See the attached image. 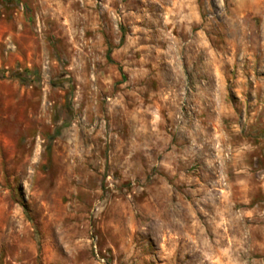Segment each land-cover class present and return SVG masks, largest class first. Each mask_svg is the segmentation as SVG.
I'll return each mask as SVG.
<instances>
[{
    "label": "rangeland",
    "instance_id": "rangeland-1",
    "mask_svg": "<svg viewBox=\"0 0 264 264\" xmlns=\"http://www.w3.org/2000/svg\"><path fill=\"white\" fill-rule=\"evenodd\" d=\"M260 77L264 0H0V264H264Z\"/></svg>",
    "mask_w": 264,
    "mask_h": 264
},
{
    "label": "crops",
    "instance_id": "crops-1",
    "mask_svg": "<svg viewBox=\"0 0 264 264\" xmlns=\"http://www.w3.org/2000/svg\"><path fill=\"white\" fill-rule=\"evenodd\" d=\"M258 10H259V8H258ZM251 12H253V9L248 8V10L244 12V14H247V13L250 14ZM255 12H257V11H255ZM239 80L241 83L237 84V86L234 89L237 92V94H240L242 92L244 93L245 90H250V88L247 87V83H246L245 79H243V80L239 79ZM263 81H264V77H260L258 80L254 81L255 85L258 84V87H255L253 89L254 94H257L259 96L264 95V85L262 84V83H264Z\"/></svg>",
    "mask_w": 264,
    "mask_h": 264
}]
</instances>
